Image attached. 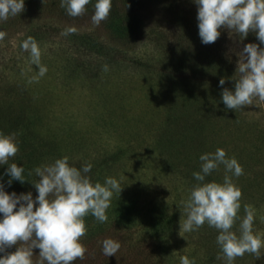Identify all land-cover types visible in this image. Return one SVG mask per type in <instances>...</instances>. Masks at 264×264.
<instances>
[{
	"label": "rangeland",
	"instance_id": "374dc122",
	"mask_svg": "<svg viewBox=\"0 0 264 264\" xmlns=\"http://www.w3.org/2000/svg\"><path fill=\"white\" fill-rule=\"evenodd\" d=\"M146 12L149 18L146 21V34L138 45L124 52L126 60L120 65L122 72H119L118 78L113 80L104 76L102 84L95 83L93 73H86V77L77 76L66 65L65 55L53 46L58 37L51 38L49 35L41 38L43 41L36 40L41 51V64L47 68L46 74L38 77V69L30 63L29 53L21 48L26 40L24 33L6 29V40H0V60L7 63L4 68L0 66V91L4 88L5 92L10 93L6 101L12 103H2L5 95L0 93V106H4L0 109V131L12 127L7 120L14 122L16 117L23 116L18 132L7 134H15L18 148L30 141L25 151L46 157L56 152L60 159L68 157V161L70 158L86 160L104 152L112 155L117 150L116 145H123L127 141H131L134 147L139 144V152H143V159L146 158L143 164L139 161L140 166L143 165V179L145 181L149 177L154 181L153 200L169 204L177 220L162 239L161 249L158 250L151 247L154 240L141 238L134 232H124L120 238L115 236L113 240L121 245L116 256L131 250L128 254L132 257L143 246V250L151 247L155 257L153 264H180L181 256H187L195 264H227L225 259L217 258L221 255L216 243L217 230L205 223L192 232L180 231L179 224L186 218L181 202L200 183L193 177L194 172L200 171L201 161L197 156L222 149L227 158H235L243 168V175L239 177L228 174L242 192L241 208L232 231L239 235V225L245 216L244 206L251 205L255 209L253 233L264 239V102L256 99L242 110H229L221 98L224 88L234 91V80L238 79L235 73L237 53L249 43L259 47L264 45H260L254 33L240 40L237 35L224 29L220 30L221 35L215 43L205 45L201 43L195 28L194 41L185 39L184 42L182 39L178 43L172 39L168 48L175 51L183 44V54L189 51L197 53L198 49V60L206 64L212 59L213 71L209 69L201 73L186 68L178 72L183 78L168 86L162 77L133 72L129 68L131 59H144L150 54L158 56L156 48L146 39L149 31H154L152 27L149 28L151 23L153 27L161 26L160 30L170 28L165 26L167 20L159 9L148 5ZM93 14L75 18L63 16L58 26L64 30L73 27L106 44L108 35L103 27L104 21L94 26L91 22ZM196 16L197 6L194 7V17L198 26ZM34 77L37 79L34 80ZM222 78L225 84L220 86ZM8 82L15 84L16 89L11 90ZM23 90L24 95H21ZM149 115L152 117L150 121ZM166 115L175 116V127L184 130L176 132L173 124V131L165 135L172 144L170 151L160 146L153 148L152 143L153 135L161 129ZM194 120L200 126H190ZM31 140H36L37 144ZM135 151L131 148L126 150ZM186 155L188 158L185 160ZM126 165L128 167L129 164L125 162ZM69 166L76 167L72 163ZM79 167L76 168L80 170ZM126 170L118 175L114 171L112 175L121 180L129 179ZM224 175V167L220 165L205 177L204 182L223 183ZM16 247L7 248L5 253L15 252ZM5 253H0V256ZM38 255L39 249H33V264H37ZM209 255L213 261L209 260ZM233 264H264V248H261L260 259L245 253Z\"/></svg>",
	"mask_w": 264,
	"mask_h": 264
},
{
	"label": "clouds",
	"instance_id": "9594fccd",
	"mask_svg": "<svg viewBox=\"0 0 264 264\" xmlns=\"http://www.w3.org/2000/svg\"><path fill=\"white\" fill-rule=\"evenodd\" d=\"M197 6L198 35L201 43H215L222 29L237 35L243 40L249 33H254L260 45H264V0H193ZM90 0H61L70 17H80L86 12ZM112 9V0H96L91 22L99 26L108 19ZM24 11V0H0V21L6 22ZM70 27L62 35L74 34ZM6 33L0 31V40ZM23 51L29 53L30 63L38 69V77H43L46 66L41 64V51L37 41L28 37L22 44ZM238 61L234 80V91L224 88L221 93L222 103L229 110H242L258 99L264 102V47L249 43L237 53ZM107 72L108 66L104 65ZM37 79L36 77L33 78ZM220 86L225 84L222 78ZM19 148L15 134H0V165H7L6 175L12 181L26 182L24 168L16 163L9 164ZM200 171L194 172L196 184L182 201L184 216L180 231L184 233L198 230L205 223L217 230L216 243L227 264H233L245 253L261 258L264 239L254 235L253 223L255 209L244 206L245 216L239 225V235L232 231L241 208V190L236 187L229 173L239 177L243 168L235 158H227L222 149L214 153H205L199 157ZM223 165L225 175L223 183L204 182L205 177ZM92 165L87 163L81 170L69 166L68 157L56 159L52 164L37 167L34 172L38 181L33 187L38 193L35 199L31 193L7 194L0 185V253L7 248L17 246L16 251L0 256V264H33V249H39L37 264H74L84 260L86 247L81 239L86 235L85 217L91 215L99 223L108 220L106 210L111 206L114 192L120 193L122 187L114 178H106L104 184H93L86 175ZM31 175V173H29ZM102 254L115 256L121 245L118 241L107 238L102 242ZM180 264H195L187 256L180 257Z\"/></svg>",
	"mask_w": 264,
	"mask_h": 264
},
{
	"label": "trees",
	"instance_id": "16d2710c",
	"mask_svg": "<svg viewBox=\"0 0 264 264\" xmlns=\"http://www.w3.org/2000/svg\"><path fill=\"white\" fill-rule=\"evenodd\" d=\"M60 3L61 0H24V11L15 17H9L6 22L0 21V31L6 33V29L10 31L14 29L15 32H23L25 39L33 37L35 40H41L46 35L52 36L51 38L58 37V41L53 42V46L65 55L66 65L68 64L71 70L77 73V76L86 77V73H93L95 83L102 84L101 80L104 79V76L108 79L118 78L117 76L120 75L119 72L121 71L119 70L120 65L122 66V63H125L126 60L125 53L127 52L125 51L138 45L146 34V21L149 20V18L147 19L146 9L150 5L163 13L164 18L167 20L165 26L170 28L168 30L164 29L165 31L160 30L161 26L153 27L151 23L149 28L152 27L154 31H149L146 39H148L150 45L156 48L158 56L153 57L150 54L144 59H131L129 68L133 72L140 71L150 76L162 77L167 81L168 86H171L174 81L182 79L183 77L178 72L186 68L194 72L199 70L201 73L203 71L207 72L209 69L213 71L211 69L212 59H209V64H204L198 60V49H196L197 53L189 51L187 54H183L185 48L183 44L175 51L168 48L172 39L178 43L182 39H184V42L186 40L189 41V39L194 41L195 28L198 30V26L195 23L194 7L196 4L193 0H112L111 12L108 19L103 23L108 35L106 44L78 30L74 34L62 35L65 30L59 28L58 21L67 14L65 9L60 7ZM95 3L96 0H90L83 16L94 13ZM4 40H6V37L1 41L3 42ZM109 44H112V46H109ZM196 46H198V42ZM201 54L204 55V51ZM6 64L4 60H0L2 68ZM104 65L108 66L109 70L107 72L102 70ZM88 81L89 83L92 82L91 80ZM8 84L11 90L16 89L15 84L10 82ZM24 92L23 90L20 94L24 95ZM0 93L5 95L2 103H12L11 101H6L11 94L5 92L4 88L1 89ZM201 101L203 102L202 99ZM3 108L4 106H0V109ZM203 109L204 107H202V111ZM151 119L152 117L149 115L148 121ZM22 120H24L23 116L16 117L14 122L12 119L7 120V124L12 127L0 131V134H16ZM195 121L190 126H196L198 122L196 123ZM175 122V116L166 115L161 129H158L157 133L153 135V148L160 146V148L168 151L172 149L171 141L166 139L165 135L173 131L171 128ZM175 125L173 127L176 132L184 131L182 127L180 129V127H175ZM31 141L37 144L36 140ZM27 142L21 146L15 157L9 159V164L16 163L18 167L24 168L23 175L26 182L20 183L13 180L9 186L8 180L10 177L6 175L8 166L0 165V185H3V190L7 194L16 193L19 196L20 194L31 193L33 199H35L38 193L32 184L38 181L39 177L36 176L34 169L50 165L60 158L56 152L50 153L48 157L43 154L35 156L31 151H25ZM130 142L127 141L123 145H116L117 150H115L116 152L113 151L112 155L104 152L94 158L78 161L70 158L68 161L69 165L72 163L73 166H80V170L85 164L90 163L92 168L86 175L93 184L99 182L103 185L106 178L111 177L116 179L122 187L119 194L114 192L111 206L106 210L107 222L99 223L91 215L85 217L87 233L81 239V243L86 247L87 252L84 260H76L74 264H153L152 261L155 257L151 247H155L156 250L161 249L162 239L165 238L166 233L177 220L176 214L172 213L168 206L169 204H164L160 200H153L155 187L152 186V183L154 181L149 177L145 178L144 181L143 171H141L143 165L141 167L139 164L140 160L143 164L146 158L143 159V152H139L138 147L141 146L134 143L136 145L134 147ZM127 148L138 151L126 152ZM54 155L55 157L52 160L51 158ZM199 157L197 156V158ZM187 158L186 155L184 159L186 160ZM125 162L129 164L128 167L127 165L124 166ZM124 169H128L125 174L128 175L129 179L121 180V178L119 179V177L112 175V172L116 171L118 175ZM2 218L3 216L0 214V219ZM124 232H134L141 238L147 237L150 241H154L151 247L145 248L146 250H143V246H141L135 254L133 253L135 257H130L128 254L131 250L127 254L119 256H104L101 242L107 238L113 239L115 236L120 238ZM130 249L134 250L135 247ZM209 260L213 261L210 255Z\"/></svg>",
	"mask_w": 264,
	"mask_h": 264
}]
</instances>
